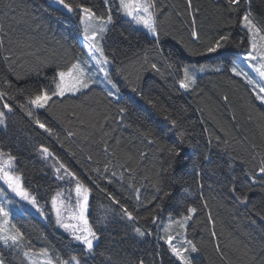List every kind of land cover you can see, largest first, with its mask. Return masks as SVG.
Wrapping results in <instances>:
<instances>
[{
    "label": "trees",
    "instance_id": "1",
    "mask_svg": "<svg viewBox=\"0 0 264 264\" xmlns=\"http://www.w3.org/2000/svg\"><path fill=\"white\" fill-rule=\"evenodd\" d=\"M54 1L0 0V91L7 94L0 151L13 157L25 190L48 215L59 189L77 181L86 187L98 243L88 252L52 219L29 215L13 219L24 249H47L55 260L77 256L81 264H181L158 240L159 228L195 208L187 240L199 256L191 264H264V103L232 72L251 50L242 17L250 12L264 31V0H191L190 7L189 0H151L158 44L119 14L117 0H65L72 15ZM83 7L114 18L104 44L121 96L93 86L77 96L52 95L38 110L29 100L51 95L58 73L85 53ZM225 34L226 48L193 55ZM205 66L223 69L195 74L193 87L180 88L184 67ZM0 260L30 264L23 251L2 245Z\"/></svg>",
    "mask_w": 264,
    "mask_h": 264
},
{
    "label": "snow or ice",
    "instance_id": "2",
    "mask_svg": "<svg viewBox=\"0 0 264 264\" xmlns=\"http://www.w3.org/2000/svg\"><path fill=\"white\" fill-rule=\"evenodd\" d=\"M56 2L63 6V8L67 9L69 13H72L74 11V8L71 3L65 2V0H56ZM228 3L230 5H237L240 3V0H228ZM121 8L123 9L125 15L131 18L132 21L135 22L137 25H141L144 29L147 30L148 33H150L152 36L156 38V43H159V34L157 32L156 28V21H155V14L153 11H151L155 5L151 2V0H120ZM191 6V0H189V7ZM81 11L85 14L84 17L81 18V23L85 25L84 27V40L87 41V47L89 49V55L93 56V59H95L97 67H99V70L104 73L105 79L108 80L109 83H112L111 79L108 76V72L103 65H107L109 63L108 59L103 55V50L98 46L96 42V32L95 31H89L90 25L86 23V20H91L94 18V13H92L91 9L83 7L81 8ZM111 16L108 17V23L111 22ZM195 23V21H193ZM242 27L247 29L248 34L251 36V39L249 40V43L251 44L252 51L247 53V55L244 56V59L249 62L250 67L254 69V71L259 75L261 80H264V51L258 50V47L261 49H264V43L260 44L258 46L257 44V37L260 41L264 42V31L261 30L260 27L257 26V24L254 22V20L251 18V13L246 12L242 17ZM105 29L104 27L100 28V31L103 32ZM192 35L195 37L196 32L193 30ZM229 43V35H221L219 39H217L215 42L209 44L206 48H204L203 51H197L194 52L193 55L197 56H204L208 54L217 53L219 50L224 49L228 46ZM242 43V41H241ZM239 46V45H237ZM95 49L96 52L100 53V57L96 58L92 52V50ZM7 60L8 58L5 57ZM252 61H257L256 64H252ZM87 63V62H85ZM153 68H156V65H152ZM205 68H200L199 71L203 72L205 71ZM215 71H219V68L214 69ZM232 72L234 75L243 76L247 83L250 85L256 86V82L248 76L247 73L241 72L238 70L237 66H233ZM59 75V82L55 85V91L51 93V95L45 91L43 94H37L34 98L29 100V103L33 105L35 108H44L49 100L51 99L52 95H58L63 96L66 91H78L80 89H87L89 87V81H91L92 77L90 75H87L85 72V69L81 66L80 63H75L71 66V68L68 69L67 72L61 71L58 73ZM66 77L68 79L66 80ZM196 84V76L195 72L190 70L188 67L183 68V79L180 80L179 86L180 88H183L185 90L189 89L190 87H193ZM115 87V85H113ZM135 91V89H133ZM259 92L264 93V84H259ZM7 95L5 92L0 91V100H3V98ZM109 95H112V93H109ZM257 99H259L262 103H264V95H258ZM152 103V101H149ZM155 106V104H153ZM3 108L7 109L9 112L12 111V108L9 106V104L4 103ZM123 111V110H122ZM29 116L32 115L31 112L28 113ZM4 117L5 113L3 111H0V124L4 123ZM167 119V117H165ZM173 125H175L176 121H172ZM37 124L41 128H43L45 131L49 132L51 134V130L47 128L44 124L37 121ZM183 135V134H181ZM42 151L44 153H48L47 148H43ZM172 155H179V151L175 148L170 150ZM50 155V153H48ZM3 159V154L0 153V160ZM13 157L9 156L8 160L11 161ZM61 168L64 166L61 165ZM59 171V169H57ZM65 172H68L67 169H65ZM260 174H264V166H262L259 169ZM69 175H72L69 173ZM73 178L75 179L74 175ZM0 179H4L5 182L8 184V187L11 188L14 192L17 193V195H20L24 198H28V194L24 192L21 189V186L19 184V177L11 175L8 171L5 170L4 164L0 163ZM253 183H255V178H253ZM83 189V193L82 190ZM103 191V189H101ZM77 195L83 194V203L81 204L80 201H78V205L80 206V212L79 215H73L70 216L68 219H79L83 221L84 227L83 228H77L76 226L72 225L71 223L63 222L61 218V210L59 208H56L57 201L55 197L52 200L53 207L56 208L57 212V224H59L61 227H63L65 230L72 229L73 230V239L78 241L80 244L84 245L86 250L88 252H91L93 249V242L94 240L98 239L96 236V233L88 227V221L84 216V212L87 209V191L88 189L84 188L82 184L77 181ZM233 192H235V188H233ZM59 195V194H58ZM165 195H168V193H165ZM31 202L35 206V199L32 198ZM243 202H247V197H244ZM188 211L190 213L195 212V208H189ZM125 214L127 215L129 220H133L134 217L131 212H128V210L124 209ZM8 212L5 210L2 204H0V216L7 217ZM190 217H185V219H188ZM264 219V216L261 217ZM135 231L140 235L143 236L144 232H142L139 228H136ZM4 229L2 224H0V241H2L5 245L9 244V241H11L12 245L19 246L20 241L23 240V235L20 232H16L15 235H4L3 234ZM80 234H76V233ZM214 234V233H213ZM171 237L168 238V243L171 247ZM189 245H191V241L187 242ZM171 250L173 254L181 260V264H187L185 258L183 257V252L188 251L187 248H177V247H171ZM191 251L195 252L197 251L196 247L194 245H191ZM42 254L45 257H48V251L47 249L41 250ZM27 255V253H25ZM0 264H3V261L0 260ZM43 264H53V259L48 257ZM56 264H81L80 259L77 256H71L69 260H60L59 257L56 258Z\"/></svg>",
    "mask_w": 264,
    "mask_h": 264
},
{
    "label": "rangeland",
    "instance_id": "3",
    "mask_svg": "<svg viewBox=\"0 0 264 264\" xmlns=\"http://www.w3.org/2000/svg\"><path fill=\"white\" fill-rule=\"evenodd\" d=\"M117 5L119 8V14L125 20L130 21L134 25L135 28H137L140 31L145 32L149 37L156 39L154 36H152L150 33H148L147 30L144 29L141 25L135 24V22L132 21L130 17L125 15L123 9L121 8L120 0H117ZM151 11H153V9ZM84 16H85V14L82 12V17H84ZM111 18H112L111 22L108 23L107 22L108 19L102 20V19H98L94 16L93 19L86 20V23L90 25V28H89L90 32L91 31L96 32V34H97L96 35V42H97L98 46L103 50V55L109 61V63L107 65H103V67L106 68V70L108 72V76L111 79L112 83H109L108 80L105 79L104 73L99 70V67H97L95 59H93V56L89 55V49L86 46L88 42L84 40V27H85V25L82 24L83 34L81 35V42L85 48V53L82 54V56L80 57V59L77 63L81 64V66L85 69L86 74L90 75L92 77V79H91V81H89V87L87 89H80L78 91H66L63 96H59V97H64V96H68V95L69 96H77L80 93L89 90L93 86H100V87H103L109 93H112V96L114 98H116V99L120 98L121 92H120L117 84L114 82L112 75H111L112 70H113V62L107 56L106 50H105V44H104L106 35L108 34L109 30L114 25V18L113 17H111ZM101 27H104V29H105L103 32L100 31ZM250 39H251V36H250ZM256 39H257L258 46L260 44L264 43V42L260 41L258 37ZM250 46H251V44H250ZM258 50L264 51V49H261L259 47H258ZM251 51H252V48H251L250 52ZM92 52L96 58L100 57V53L96 52L95 49H93ZM85 62H87V63H85ZM256 63H257V61H252V64H256ZM234 66H237L239 71L247 73L248 76L250 77V72L247 70V67H248L253 72V74L255 75L253 80H254V82H256V87H258V89H259V84H264V80L260 79L259 75L254 71V69L252 67H250L249 62L244 59V56L239 57L235 61ZM203 68L206 69L203 72L199 71V69H196L195 67L189 68V69L194 71L195 74H204L208 71H215L214 69H216V68H219L220 70H222L223 66H214V67L205 66ZM241 77L244 78L243 76H241ZM67 79H68V77H66V80ZM59 80H60V78H59ZM113 85H115V87H113ZM260 94L264 95V93H260ZM36 109L41 110L43 108H36ZM6 111L9 112L8 110H6ZM0 128L2 130H6V128H7V122H6L5 117H4V123L0 124ZM0 153H2V152L0 151ZM0 163L4 164L5 170L8 171L11 175L18 176L20 178L19 184L21 186V189L28 194L27 199L20 196V195H17L16 192H14L11 188L8 187V184L5 182L4 179H0V204H2L3 207L5 208V210L9 213L7 217L0 216V224H2L3 229H4L3 234L4 235H15L16 234V230L13 227V219L14 218H16V217H23L24 218V217H28L29 215H35V216L41 217L42 219H45L47 221H50L52 219L54 221L55 225L59 229L63 230L64 233L67 236H69L77 245H82L78 241L73 239V230L72 229L65 230L63 227H61L56 222L57 221L56 208H59L61 210V218H62L63 222L71 223L72 225L76 226L77 228H83L84 227L83 221H81L79 219H68L70 216H73V215L78 216L79 215L80 206L78 205L77 202L80 201L81 204L83 203V194H81L79 196L77 195V191H76L77 184H75V186L72 189H70V188L59 189L58 193L54 196L56 201H57L56 208L53 207V204H52L53 199H52L51 204H50L51 213H50V215H48V213L45 211L44 207H42L37 202L36 198L34 196H32L31 194H29L25 190L21 177L16 173L15 161L13 159L11 161H9L8 157L3 155V159L0 160ZM84 188H86V187H84ZM81 191L83 193V189ZM87 197H88L87 209L84 212V216L88 221V227H90L89 220H88V212H87L89 199H90L89 190L87 191ZM32 198L35 199V206L31 202ZM194 215H195V212H192V213H190V216H187V217H190L188 219H185V217H183L182 219H179V220L168 219V221H163L160 228H159V233H160V237L158 239L159 241H161L160 238L165 239L166 240L165 244L168 247H170V245L167 241H168V238L171 237L172 238L171 239V247H177V248H182V249L187 248L188 249V251L183 252V257L185 258L187 264H191L193 258H196L199 256L198 251H195V252L191 251V245H193V244L191 243V245H189L187 243L188 242V240H187V228H188L190 221ZM76 234H80V233L77 232ZM97 243H98V239L94 240L93 247ZM0 245H2L5 248L23 251L25 258L28 260V262L30 264H43V262L48 257L53 259V264H56V260L51 256V254L49 252H48V257H45L42 254V252H39V253L27 252L24 249L25 244H24L23 240L20 241L19 246L12 245L11 241H9L8 245H5L2 241H0ZM82 246H84V245H82ZM25 253H27V255H25ZM180 262H181V260H180Z\"/></svg>",
    "mask_w": 264,
    "mask_h": 264
},
{
    "label": "water",
    "instance_id": "4",
    "mask_svg": "<svg viewBox=\"0 0 264 264\" xmlns=\"http://www.w3.org/2000/svg\"><path fill=\"white\" fill-rule=\"evenodd\" d=\"M54 5H55L57 8L61 9L64 13H66V14H68V15H72V14L74 13V11H73L72 13H69V12L67 11V9L63 8L62 5L58 4V3L56 2V0L54 1Z\"/></svg>",
    "mask_w": 264,
    "mask_h": 264
},
{
    "label": "crops",
    "instance_id": "5",
    "mask_svg": "<svg viewBox=\"0 0 264 264\" xmlns=\"http://www.w3.org/2000/svg\"><path fill=\"white\" fill-rule=\"evenodd\" d=\"M249 69V68H248ZM249 72H250V77L253 79L254 77H255V75L253 74V72L249 69L248 70ZM254 87V86H253ZM257 91H259V89H258V87H254ZM259 95H261L260 93H259Z\"/></svg>",
    "mask_w": 264,
    "mask_h": 264
}]
</instances>
